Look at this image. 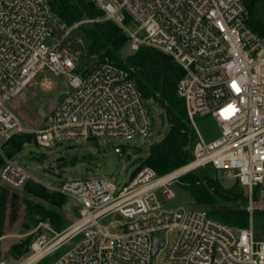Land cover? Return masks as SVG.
<instances>
[{"label":"built area","instance_id":"obj_1","mask_svg":"<svg viewBox=\"0 0 264 264\" xmlns=\"http://www.w3.org/2000/svg\"><path fill=\"white\" fill-rule=\"evenodd\" d=\"M103 17L68 25L51 0H0V181L22 188L33 177L5 146L20 121L5 102L42 72L65 75L69 89L51 109L36 141L44 147L75 139L148 137L154 121L136 69L90 54L77 34L86 21L111 20L131 49L153 47L183 69L177 94L184 100L193 135L189 159L158 174L143 164L119 186L110 177L63 180L51 188L79 204L74 221L52 237L37 236L16 264H38L82 236L53 264H264V237L252 224L240 227L208 209L163 207L178 179L211 164L245 188L252 217L254 197L264 202V32L250 12L264 0H91ZM263 20L262 16L256 15ZM45 89L53 84L41 79ZM211 116L221 134L205 140L196 119ZM114 152L123 154L122 146ZM162 245L155 253V239ZM35 257V258H33ZM33 258V260H32ZM0 264H10L0 258Z\"/></svg>","mask_w":264,"mask_h":264},{"label":"rangeland","instance_id":"obj_2","mask_svg":"<svg viewBox=\"0 0 264 264\" xmlns=\"http://www.w3.org/2000/svg\"><path fill=\"white\" fill-rule=\"evenodd\" d=\"M255 14L259 16L264 14L263 4L257 5ZM89 23L91 21L81 23L76 30L77 34L83 25ZM133 52L130 43H126L119 54L122 58H126ZM44 77H48L51 80L53 84L51 89H45L41 86L40 81ZM69 88L65 75H55L50 71H46L40 73L34 82L27 85L19 94L8 99L5 102L6 107L20 121L21 129L17 133H35L37 130L43 128L46 125L47 116L52 107ZM147 105L154 121L152 131L148 137L137 136L130 139L117 138L111 140L103 138L75 139L63 141L55 147H44L37 143L35 134V141L26 143L19 153L9 156L5 152L4 155L5 157L19 160L33 175L29 180L44 185L50 192H54L51 186L58 184L60 181L91 177H110L119 186H123L129 182L136 170L143 165L150 146L159 142L167 134L170 127L169 123L162 118V107L153 98L147 99ZM196 121L205 140L215 139L221 134L219 124L211 116L198 117ZM115 145L122 146V155L114 152L113 147ZM60 157H65V160L56 161ZM2 158L5 163V158L3 156ZM193 173L202 183H206L207 180H215L219 181L225 188H231L236 183L233 179L228 178L225 171L215 169L211 164L202 166ZM182 183L181 177L174 184L170 185L175 192V196L172 198H165L159 192V199L163 207L167 209L178 207H204L208 209L207 205L197 203L190 190L183 186ZM2 185L4 186L0 181V186ZM235 191L243 192L244 196H246V199L238 202L239 205L242 207L248 205L249 199L245 193V188L239 185V187L235 188ZM10 193H14L17 199L16 218L14 220L10 219L11 209H9L5 231L0 236V258L5 259L10 264H16L31 252V245L37 236L46 234L47 237H52L55 233L54 231L59 232L63 230L78 215L79 204L72 198L62 194L66 198V202L61 210L63 224L60 228H56L51 224L49 219H43L39 215L33 217L29 214L28 207L30 205L37 204L49 207L47 201L33 195H26L22 188H10ZM215 196L218 197L221 204L233 205L235 203L234 200L228 201L216 194ZM27 201H30L31 204H28ZM257 209H264V202L259 199L258 193L254 197V210ZM213 215L218 219H222L218 215ZM250 224H252L257 236L264 237V217L250 216ZM81 238L82 236H78L66 242L55 253L49 255L38 264H53L61 255L73 248ZM26 241L29 242L28 252L19 256L11 255L10 247L14 243L22 242L24 246H27L25 244Z\"/></svg>","mask_w":264,"mask_h":264},{"label":"trees","instance_id":"obj_3","mask_svg":"<svg viewBox=\"0 0 264 264\" xmlns=\"http://www.w3.org/2000/svg\"><path fill=\"white\" fill-rule=\"evenodd\" d=\"M53 6L68 25L84 18H97L104 15L91 0H51ZM250 24L257 32H264V22L258 19L252 7L250 12ZM78 34L82 36L89 48L90 54H102L119 63L133 66L136 71L134 76L137 84L146 98H153L163 109L162 118L170 125L167 134L157 143L150 146L148 155L143 164L151 166L160 175L165 174L186 163L189 159V148L193 135L187 120V112L184 100L177 94V83L183 76L181 66L168 54L153 47H141L129 54L126 58L120 56L122 47L127 43L128 37L122 29L111 20L94 21L83 25ZM35 141V133L21 132L14 134L7 142L5 152L9 156L19 153L26 143ZM4 160L0 155V167ZM183 186L188 188L194 199L199 204L208 206L212 214L218 215L222 220L235 226L247 227L250 224V214L246 206L239 205V201L246 199L243 192H236L233 187L225 188L219 181L207 180L202 183L191 172L182 177ZM209 184V185H208ZM9 186H0V236L4 234L8 218V210L11 209V220L16 218V195L10 193ZM26 195H33L47 201L49 207L44 205H30L28 207L31 216L39 215L43 219H49L51 224L60 228L63 224L62 208L66 198L59 192H50L46 187L33 180H28L22 187ZM225 200H234L233 205L221 204L218 197ZM31 204L30 201H27ZM252 216L264 217V209L253 211ZM14 243L10 247L13 256L22 255L29 250V242Z\"/></svg>","mask_w":264,"mask_h":264},{"label":"water","instance_id":"obj_4","mask_svg":"<svg viewBox=\"0 0 264 264\" xmlns=\"http://www.w3.org/2000/svg\"><path fill=\"white\" fill-rule=\"evenodd\" d=\"M65 160V157H60L58 159H56V161H63ZM162 245V241L160 239H155V246H154V249H153V253L156 252V250L158 249V247Z\"/></svg>","mask_w":264,"mask_h":264},{"label":"crops","instance_id":"obj_5","mask_svg":"<svg viewBox=\"0 0 264 264\" xmlns=\"http://www.w3.org/2000/svg\"><path fill=\"white\" fill-rule=\"evenodd\" d=\"M56 104H57V103H56ZM56 104H55V105H56ZM55 105H54V106H55ZM54 106H53V107H54ZM53 107H52V108H53Z\"/></svg>","mask_w":264,"mask_h":264},{"label":"bare ground","instance_id":"obj_6","mask_svg":"<svg viewBox=\"0 0 264 264\" xmlns=\"http://www.w3.org/2000/svg\"><path fill=\"white\" fill-rule=\"evenodd\" d=\"M33 258H35V257H33ZM33 258H32V260H33Z\"/></svg>","mask_w":264,"mask_h":264}]
</instances>
